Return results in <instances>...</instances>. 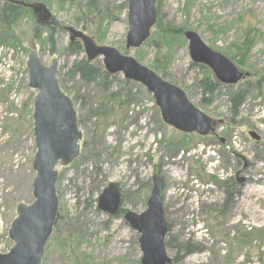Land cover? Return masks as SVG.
Wrapping results in <instances>:
<instances>
[{"label": "rangeland", "instance_id": "374dc122", "mask_svg": "<svg viewBox=\"0 0 264 264\" xmlns=\"http://www.w3.org/2000/svg\"><path fill=\"white\" fill-rule=\"evenodd\" d=\"M45 4L57 26L52 32L43 29L36 40L31 14L9 28L0 23V168L5 170L7 164L4 155H12L11 172L21 173L0 179V255L14 246L9 231L17 206L34 202L37 92L29 87L27 60L35 42L45 66L53 58L59 60L58 78L74 103L83 135L80 157L69 167L56 168L58 216L42 264H141L140 235L124 215L100 211L98 198L109 184H116L124 212L140 215L147 209L156 172L163 177L168 254L175 264H264V0H156L157 26L140 49L130 51L128 0ZM2 9L0 3V13ZM69 27L92 37L98 46L135 58L182 89L196 107L220 122L217 132L228 140L230 151L213 145L210 138L170 130L153 96L144 87L128 84L121 74L105 78L101 58L92 63L103 71L100 78L86 84L73 75L72 68L86 55L84 50L69 52ZM187 31L249 77L235 86L217 82L207 67L192 63ZM247 40L249 52L240 53ZM213 85L218 86L210 94ZM245 89L246 102L233 117L231 93ZM112 94L121 101L115 104ZM253 132L259 142L251 138ZM227 157L234 159L229 171L222 168ZM243 170L248 181L242 187L235 184L228 212L221 215L223 181L227 174ZM199 185L209 187V193L197 189Z\"/></svg>", "mask_w": 264, "mask_h": 264}, {"label": "water", "instance_id": "95a60500", "mask_svg": "<svg viewBox=\"0 0 264 264\" xmlns=\"http://www.w3.org/2000/svg\"><path fill=\"white\" fill-rule=\"evenodd\" d=\"M13 2L32 10L40 26L55 25L51 12L42 3ZM158 11L156 0H128L129 32L126 50H137L149 40L156 26ZM71 44L80 43L89 62L102 59L109 75L121 74L126 80L142 85L152 96L163 123L172 130L184 134L207 137L215 133L217 123L199 110L179 87L169 83L153 70L140 64L131 56H123L116 49L98 46L92 37L73 27L67 28ZM188 42L192 63L209 68L216 80L226 86H235L249 77L240 71L224 55L212 50L194 32L184 34ZM29 87L37 92L34 100V133L37 152L33 162L36 177L33 183L34 202L19 204L17 217L11 225L9 238L13 248L0 255V264H42L47 242L52 236L58 216L56 168L69 167L80 156V142L83 139L74 103L61 89L58 80L59 60L52 59L45 66L35 43L27 60ZM250 136L259 142L260 137ZM224 142V139H220ZM247 179L238 181L239 185ZM122 198L119 188L111 183L98 198V209L109 216L120 214ZM124 220L140 235L141 264H174L166 247L168 223L161 200L160 184L154 178V187L147 203V209L138 215L127 212Z\"/></svg>", "mask_w": 264, "mask_h": 264}, {"label": "trees", "instance_id": "16d2710c", "mask_svg": "<svg viewBox=\"0 0 264 264\" xmlns=\"http://www.w3.org/2000/svg\"><path fill=\"white\" fill-rule=\"evenodd\" d=\"M20 2H28L24 0H18ZM57 1H65V0H39V2H45V3H50V2H57ZM68 1V0H66ZM25 14H31L29 10H25L23 7H20L19 5L16 4H10V3H4L3 4V9L0 13V23L2 26L9 28L11 25L15 23L20 17H23ZM35 16V23H36V29H35V34H34V39H38L41 35V31L43 29H47L49 32L53 31V27L55 25H51L50 23L44 25L43 27L38 24L37 17L34 13ZM56 23V22H55ZM158 24V22H157ZM57 25V24H56ZM157 26V25H156ZM182 31H179L178 33H181ZM176 33V32H175ZM249 46H251V41L247 40L242 47L238 48V51L240 53H248L249 52ZM69 52L74 54L76 51H83V47L80 43H74V44H69L68 48ZM71 73L75 76H80L81 80L86 83L90 84L91 82L95 81L96 79L100 78L103 75V71L99 68H96L92 65L91 62H89L87 59L84 61H81L80 63H77L74 68H72ZM106 73V72H105ZM105 78L110 77L107 73L104 75ZM60 81V80H59ZM127 81V80H126ZM128 84L132 83L130 81H127ZM61 85V83H60ZM218 85H213V87H208V91L210 94H213L215 89H217ZM63 89V88H62ZM247 92L248 90H238L237 93H231L230 96V103H231V109L230 112L232 113L233 117H237L239 115V111L241 107L244 105L247 99ZM137 95V94H136ZM136 100H137V96ZM111 98L117 104L118 102L121 101V98L119 97L118 94H112ZM173 146L170 144V147ZM172 153H175L176 151L173 150L171 151ZM170 232V228H169ZM170 242L166 241V247L169 248ZM175 263V260H173Z\"/></svg>", "mask_w": 264, "mask_h": 264}, {"label": "flooded vegetation", "instance_id": "af4514ba", "mask_svg": "<svg viewBox=\"0 0 264 264\" xmlns=\"http://www.w3.org/2000/svg\"><path fill=\"white\" fill-rule=\"evenodd\" d=\"M4 4V3H3ZM26 10V9H25ZM30 12H31V15L33 16V17H35L34 16V13L31 11V10H29ZM57 26V25H56ZM55 27V26H54ZM53 27V28H54ZM132 83H134V82H132ZM134 84H136V83H134ZM136 85H138V86H141V87H143L142 85H140V84H136ZM187 95V94H186ZM190 100V99H189ZM198 108V107H197ZM199 109V108H198ZM199 110H201V109H199ZM203 112V111H202ZM214 128H215V133L214 134H212V135H209V136H207V137H201V136H198L197 134H191V135H188V134H184V133H180V132H178V131H175V130H172V129H170V130H172L173 132H178V133H180V134H182L183 136H185V135H188V136H197V137H200V138H210L211 140H212V144L214 145V144H217V145H219V147H221L222 149H227V151L229 152L230 151V146H229V142H228V140L225 138H223V137H221L220 135H219V133L217 132V125L215 126L214 125ZM220 139H224V142H221L220 141ZM212 148V147H211ZM81 154V153H80ZM232 155V154H231ZM233 156V155H232ZM233 158L231 157H227V162L225 163V164H222L223 166H222V168H223V170H225V169H227L228 171L231 169V167H232V165H231V162H233ZM164 164H162L161 165V167H164L163 166ZM216 165H219V163L218 162H216ZM247 165H248V163H245V165H244V170L247 168ZM244 170L243 171H238L237 173H236V175H233V174H227V176H228V178L225 180V181H223V184H222V186H221V189H222V192H223V196H224V201H223V208H222V211L220 212V214L221 215H225L227 212H228V209H229V205H230V203H231V201L233 200V198H234V195H235V192H234V187H235V184H238V181L240 180V179H242V178H245L246 179V177H245V175H244ZM219 176H221V174H219ZM155 177H157L158 178V180H159V184H160V191H161V200H162V204H163V210H164V213H165V215L167 214L166 213V210H168V208H166V204H167V202L165 201V200H163V196H164V194H165V190L163 189V177H161V176H159V174H157V172H156V174H154L153 175V177H152V187H149V190H150V195H151V192H152V190H153V187H154V178ZM247 182V181H246ZM246 183H244V184H242V185H240V187H242V186H244ZM116 185V184H115ZM117 186V185H116ZM118 187V186H117ZM119 188V187H118ZM200 188L202 189V190H204V191H206V193H209V187H204V186H200ZM119 190H120V188H119ZM120 193H121V198H122V204H123V195H122V192H121V190H120ZM150 198V197H149ZM122 204H121V208H120V214L119 215H122L123 213H124V210L122 209ZM168 237V236H167Z\"/></svg>", "mask_w": 264, "mask_h": 264}, {"label": "bare ground", "instance_id": "6f19581e", "mask_svg": "<svg viewBox=\"0 0 264 264\" xmlns=\"http://www.w3.org/2000/svg\"><path fill=\"white\" fill-rule=\"evenodd\" d=\"M6 145V143H2L1 144V147H4ZM5 157H8L10 158V160H8V158L5 159V161L7 162L6 166H5V170H4V167L3 168H0V179H2V177H6V178H9V179H15L17 175H20L21 176V173L20 172H16L15 170L16 169H13L14 172H11L13 166L15 165L14 163V159L12 157V155L10 156H6L4 155ZM12 164V165H11ZM17 165V163H16ZM22 166V163H20V167ZM19 171V169H18ZM2 185L1 181H0V186Z\"/></svg>", "mask_w": 264, "mask_h": 264}]
</instances>
